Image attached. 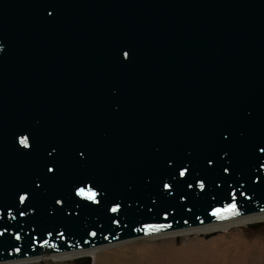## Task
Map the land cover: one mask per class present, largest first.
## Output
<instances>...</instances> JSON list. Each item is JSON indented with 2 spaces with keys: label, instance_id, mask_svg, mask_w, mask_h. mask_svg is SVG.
I'll return each instance as SVG.
<instances>
[{
  "label": "water",
  "instance_id": "water-1",
  "mask_svg": "<svg viewBox=\"0 0 264 264\" xmlns=\"http://www.w3.org/2000/svg\"><path fill=\"white\" fill-rule=\"evenodd\" d=\"M258 211L264 0H0V261Z\"/></svg>",
  "mask_w": 264,
  "mask_h": 264
},
{
  "label": "rangeland",
  "instance_id": "rangeland-1",
  "mask_svg": "<svg viewBox=\"0 0 264 264\" xmlns=\"http://www.w3.org/2000/svg\"><path fill=\"white\" fill-rule=\"evenodd\" d=\"M244 226L233 227L228 232L213 230L199 233L190 239L186 237L191 234H180L158 240H137L125 243L126 245L106 247L95 253L93 264H264V236L252 235L250 233L255 229L245 230ZM186 242H189L190 246L184 249ZM163 244H168L169 249L165 250L161 246ZM21 264L78 263L73 258L67 262L43 260Z\"/></svg>",
  "mask_w": 264,
  "mask_h": 264
},
{
  "label": "bare ground",
  "instance_id": "bare-ground-1",
  "mask_svg": "<svg viewBox=\"0 0 264 264\" xmlns=\"http://www.w3.org/2000/svg\"><path fill=\"white\" fill-rule=\"evenodd\" d=\"M264 220V211L263 212H256L252 214H247L243 215L234 219L226 220L223 222H218V223H211L207 225H202V226H197V227H191V228H184V229H178V230H172V231H165V232H159V233H154L147 235L143 237L142 239L146 240H158V239H163L167 238L170 236H175V235H190L186 237L187 239L193 238L197 236V234H204L213 230H221V231H226L228 232L229 229H232L233 227L236 226H242L245 224L249 223H258ZM141 238V237H139ZM134 239V240H141V239ZM131 241V240H126ZM124 241L120 242H115V243H109V244H104L101 246H96V247H90L87 249H77V250H70V251H63V252H51V253H42V254H37L32 258L29 259H24V260H13V261H0V264H19V263H25V262H38V261H49V262H67L70 261L73 258L76 257H84V256H93L95 253L101 249H104L106 247L114 246V245H126L122 244ZM187 245L184 246V249H187L188 245L190 246L189 242H186ZM165 250L169 249L168 244H163L161 245ZM117 247V246H116ZM94 257V256H93ZM93 264V262H92Z\"/></svg>",
  "mask_w": 264,
  "mask_h": 264
},
{
  "label": "snow or ice",
  "instance_id": "snow-or-ice-1",
  "mask_svg": "<svg viewBox=\"0 0 264 264\" xmlns=\"http://www.w3.org/2000/svg\"><path fill=\"white\" fill-rule=\"evenodd\" d=\"M125 55H127V54H125ZM21 142L24 143V141H21ZM50 171H51V169H50ZM183 174H184V173L182 172L181 175H183ZM80 194H81V195H84V190H83V189L80 190ZM94 196H95V193H89V194H88V198H89V199H93ZM21 199H23V197H21ZM232 207L234 208L235 206L233 205ZM112 210H113V211H116L115 208H113ZM218 212H219V210H217V213H218ZM214 214H216V213H214Z\"/></svg>",
  "mask_w": 264,
  "mask_h": 264
},
{
  "label": "flooded vegetation",
  "instance_id": "flooded-vegetation-1",
  "mask_svg": "<svg viewBox=\"0 0 264 264\" xmlns=\"http://www.w3.org/2000/svg\"><path fill=\"white\" fill-rule=\"evenodd\" d=\"M252 230V229H251ZM252 235L255 234H260L262 236H264V225H261L260 227L256 228L252 233H250Z\"/></svg>",
  "mask_w": 264,
  "mask_h": 264
}]
</instances>
